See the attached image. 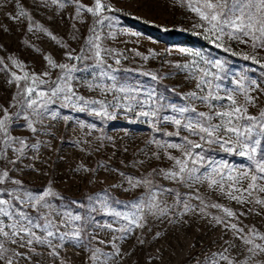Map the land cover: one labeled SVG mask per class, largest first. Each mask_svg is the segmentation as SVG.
I'll list each match as a JSON object with an SVG mask.
<instances>
[{
	"label": "rangeland",
	"instance_id": "374dc122",
	"mask_svg": "<svg viewBox=\"0 0 264 264\" xmlns=\"http://www.w3.org/2000/svg\"><path fill=\"white\" fill-rule=\"evenodd\" d=\"M16 3L17 0H0V61L3 62L0 64V105L9 108L10 103H16L13 97L18 91H22L18 89L16 82H10L13 73L19 76H23L24 72L34 74L45 81L37 90H49L62 75L59 68L50 67L45 60L44 57L49 56L56 64H74L80 69L73 73L75 78L71 82L76 95L88 100L104 101L111 114L110 117L97 116L91 111L73 109L56 101L49 108L57 114V119L45 120L43 127L37 125L40 129L38 135L27 130L23 118L16 121L11 132L13 137H26L29 143L39 140L42 145L39 153L29 151V159L18 165L19 171H12L10 175L21 180L24 186L38 188L34 193H42L51 180L57 195L50 198L53 207L50 218L61 232L66 230L62 226L65 212L81 215L82 220L76 223L83 225L82 239L79 242L66 241L57 250L58 255L55 257L50 255L51 249L46 245H36L34 253L27 248L9 245L16 251L31 256V259L18 260L17 264H61L62 261L64 264H208V258L213 255L218 257L221 253L234 261L264 264V253L250 259L243 240L237 238L238 234H234L223 222L227 220L228 224H237L245 234L250 228L264 234V207L250 202L238 203L218 187L210 188L207 182L189 186L166 179L162 174L156 175L153 170L173 168L174 160L168 159L169 155L182 158L180 150L158 147V144H179L182 138L199 142V137L190 135L186 130H178L167 121L156 122L155 128L158 130L154 131L153 123L138 115L141 110L148 111L151 102L146 103L143 109L137 103L147 101V94L154 91L157 103L165 106L159 112L160 116L174 115L168 105L195 107L197 113L221 110L219 107L210 110L207 104L190 95L207 94L209 88L207 85L198 88V80L205 71L216 74L217 70L209 62L220 60L224 64V71L219 73L222 79L213 80L212 76L203 78L213 86L220 85L218 94L221 97H224V89L233 87L232 81L238 78L236 74L240 72L257 80L260 88L249 93L256 98V104L249 105L248 112L258 116L264 110V67L260 66L264 63V49L254 50L251 42L241 43L226 36L223 44L229 50L217 47L211 40L204 38L203 27H196L202 22L187 6L186 0H107L114 11L141 21L148 30L137 29L110 14L111 12L105 13L110 20L97 24L96 18L87 12L76 17L74 4H66L61 8L52 5L50 0L47 5L41 3V0H19L33 22L34 28L30 32L27 18L13 19L17 12ZM80 3L87 7L93 4V0H80ZM35 25L52 35L35 30ZM93 27L101 37L98 43L101 45L105 67L115 69L111 73L116 78L114 81H102L104 90L90 86L96 82L94 74L97 71L91 67L95 64V59L86 48V42L92 37L90 29ZM150 28L152 32L149 31ZM52 36L56 39H52ZM186 38L199 42H182ZM82 49L85 50L82 52ZM68 52L73 56L83 55L86 59L69 61L66 55ZM192 52H199L201 56H192ZM245 55H256L260 63L243 59ZM12 58L23 65L22 70L12 65ZM116 60L120 63L117 64ZM44 73L48 75L45 76ZM152 75H157L160 79L154 81L151 79ZM156 81L165 84L174 96L166 98L157 93L154 89ZM121 86L135 91L121 92L118 90ZM132 96L136 99H132ZM236 99L238 103H243V96L237 95ZM212 103L227 106L228 101L224 98ZM128 104L134 110L127 109L125 105ZM9 111L15 113L17 108H9ZM218 122V119H213V123ZM177 131L179 136L165 135ZM203 149L209 159L222 160L236 168L249 164L246 157L226 153L214 144H205ZM195 151L200 152L201 149ZM9 155L11 156V152ZM33 155L38 158L31 159ZM25 164L34 167L25 168ZM101 164L105 167H100ZM80 165L98 171L93 175L91 171H83ZM5 166L13 167L6 165V161H0V168ZM200 171L203 172L204 169L201 168ZM120 173L135 178L148 177L159 188L169 190L157 197L162 207H168L167 215H147L145 227L134 229L123 240L119 239L122 234L114 229L126 221L117 220L100 210V202L96 201L93 205L89 199L97 196L103 198L107 191L112 210L130 211L123 206L146 195L148 189L143 185L129 189ZM225 183L227 190V181ZM247 183L246 180L242 181L239 187L247 188ZM0 187L11 188L13 185ZM177 193L184 198L199 196L206 203L218 204L235 215L228 218L221 209L212 207L205 208L204 213H201V202L195 198L188 200L193 211L181 214L183 205L176 203ZM257 195L264 199V193ZM248 199L251 200V197ZM114 201L119 203H113ZM93 206L96 211H92ZM26 210L33 216L37 215L30 207ZM57 211L60 215H56ZM214 217H220L222 222L217 223ZM109 224L112 225L111 229ZM256 243L264 241L256 240ZM113 245L119 248L118 255L115 254ZM89 249H99L95 261L89 258L92 255ZM219 264L226 262L219 261Z\"/></svg>",
	"mask_w": 264,
	"mask_h": 264
},
{
	"label": "snow or ice",
	"instance_id": "6c2138e0",
	"mask_svg": "<svg viewBox=\"0 0 264 264\" xmlns=\"http://www.w3.org/2000/svg\"><path fill=\"white\" fill-rule=\"evenodd\" d=\"M187 6L197 14L202 24L196 27H203V35L205 39L211 40L217 47L224 48L223 39L228 37L231 40H238L241 43L251 42L252 48L264 49V0H186ZM41 3L47 5L49 0H41ZM52 5H58L63 8L66 4H74L76 17L81 13L87 12L93 18H96L97 24H102L104 20L111 18L106 16V12H112L114 9L107 3V0H93L91 6H85L80 3V0H50ZM17 12L13 19L27 18L28 31H33V22L28 12L20 5L19 0L16 3ZM74 17V18H76ZM35 30L43 31L47 35L46 29L35 25ZM92 37L86 42V48L92 53V58L95 59V64L91 67L97 71L94 74L95 83L90 86L104 90V79L115 80V76L111 73L115 69L105 67L104 57L101 51V45L98 41L101 39L95 27L90 29ZM247 38V39H245ZM52 39H56L52 36ZM85 49H82L83 52ZM225 51L229 49L224 48ZM107 52L108 50H104ZM192 56L199 57L201 53L192 52ZM67 59L69 61L86 59L85 56H73L68 52ZM50 67L59 68L62 75L57 78V81L49 88L47 92L38 91L39 86L45 81L41 80L36 75H29L24 72L23 76L13 73L12 81L16 82L18 89L17 95L13 97L16 103H10L9 108H17L15 113L9 111L0 105V161H6V165H12L0 168V185L11 184L13 187H0V262L2 264H17L20 259H31V256L16 251L9 245H16V248H27L29 252L34 253L35 246H47L51 249L50 255L57 256L58 249L62 248L66 241L79 242L82 239L83 225L78 224L82 220L81 215H73L71 212H65L62 219V226L66 228L61 232L57 224L51 219L53 211L50 198L56 196L52 187V181L48 184L42 193H34L28 190L19 179H15L10 175L12 171H19V164H23L24 160L29 159V151L39 153L42 142L37 140L36 143H29L26 137H13L11 132L17 120L23 118L26 128L33 134H39L40 129L37 125L43 127V122L47 119H57V114L50 111L49 106L56 101H61L63 106L79 109L81 111L88 110L97 116L110 117L108 107L104 101L88 100L76 95L71 86L72 80L75 78L73 73L80 71L74 64L67 63L56 64L49 56L44 57ZM245 60H251L253 63H260L256 55H245ZM117 64L119 60L115 61ZM3 62L0 61V64ZM12 65L22 70L21 65L16 59H11ZM210 66L217 70L216 74L207 71L202 73L201 79L198 80L197 87L201 88L207 85L209 91L206 95L197 96L196 93L190 94L192 98L199 99L207 104L211 109L219 107L221 110L210 111L209 113H197L195 107L186 105L174 106L168 105L172 109L174 115L160 116L159 112L165 106L157 103L155 92L147 94V101H137L141 109L149 101V110H141L138 115L148 118L154 126L156 122H170L178 130L183 129L192 136L199 137V142L187 138H182L179 144L167 143L158 144V147L175 148L182 152V158H175L171 155L168 159L174 160V165L171 170H153L156 175L162 174L166 179L177 183L188 184L191 186L194 183L207 182L210 188L218 187L221 192H225L229 198L236 200L238 203L250 202L264 207V199H261L258 193H264V110L259 112L258 116L249 114L248 106H255L256 98L251 96V91H256L260 88L257 80L250 78L246 73L240 72L236 74L237 79L232 81L233 87L224 89V97L218 93L220 85L213 86L210 81L203 77L212 76L213 80H221L220 72L224 71V64L220 60L210 61ZM264 67V63L260 64ZM87 70V69H85ZM43 75L47 76L48 73ZM224 78H227L225 76ZM152 80H158L157 75L151 76ZM23 81V84L20 82ZM115 86V85H114ZM119 91L131 93L134 89L121 86ZM237 95L243 96V103L237 102ZM136 99L135 96L131 97ZM226 98L227 106L223 104H213L212 101H220ZM129 110H134L131 104L125 105ZM213 119H218V123H213ZM167 136L177 135L180 133H165ZM217 145L224 152L229 154H237L241 157H246L249 164L243 168L230 166L225 161H217L209 159L204 154L203 145ZM201 149L200 152L195 151ZM11 152V156L9 155ZM37 155H33L31 159H37ZM158 158V157H157ZM25 168H32L34 165L25 164ZM83 171H91L93 175L98 169H87L83 165L79 166ZM100 167H105L100 165ZM204 171L201 172L200 169ZM37 171H39L37 169ZM109 171H116L109 169ZM123 179L127 182L129 189L140 186L147 187V194L134 202L124 205L125 209L130 211H114L109 205L107 191L104 197H90V201L95 205L96 201L100 202V210L106 211L108 214L117 218V220L126 221L119 228L114 229L122 235L119 239L123 240L131 234L134 229H142L145 227V218L151 214L153 216H166L168 207L161 206V201L158 196L163 195L168 189L159 188L148 177L135 178L127 176L125 173H120ZM247 181V188L241 189L239 185L242 181ZM227 181V190L226 183ZM122 186V185H121ZM115 187V185L113 186ZM128 190V189H125ZM245 193L247 196H245ZM176 203L183 205V213L193 211V207L188 203L189 199H199L202 207L199 211L204 213L205 208L212 207L221 209L226 217L231 218L235 214L227 209L221 208L220 205L206 203L203 198L196 197H181L176 194ZM251 197V200L248 198ZM113 203H119L114 201ZM33 209L37 215H31L26 209ZM47 210V211H44ZM97 209L93 206L92 211ZM258 214V213H257ZM56 215H60L57 211ZM217 223H221L220 217H214ZM225 226L238 234L237 238L242 239L247 246L249 258H254L260 253H264V243H256V240L264 241V234L259 233L254 228H250L245 234L242 228L237 224H228L227 220L223 221ZM108 227L111 229L112 225ZM39 232V234H38ZM55 242V243H54ZM143 243V241H140ZM104 243V241H100ZM115 254H119V248L115 247ZM92 255L89 257L92 261L97 259L99 249H89ZM227 251V250H226ZM219 261H224L226 264H247V261H234L227 255L220 254L218 257L213 255L208 258V264H219ZM61 264H64L62 261Z\"/></svg>",
	"mask_w": 264,
	"mask_h": 264
},
{
	"label": "trees",
	"instance_id": "16d2710c",
	"mask_svg": "<svg viewBox=\"0 0 264 264\" xmlns=\"http://www.w3.org/2000/svg\"><path fill=\"white\" fill-rule=\"evenodd\" d=\"M110 14L118 17L119 19L123 20L124 22L128 23L129 25H131L137 29H141V30H148L149 29L141 21L133 19V18L129 17L128 15L122 13V12L112 11ZM149 31L152 32L153 30H151V28H150ZM182 42L198 44L199 41H197V40L194 41V39L186 38ZM20 83L23 84V81H21ZM154 89L156 90L157 93L162 94L166 98H171L174 96L168 91L167 86L165 84L160 83L158 81H156V83H154ZM19 90H22V89H19ZM25 187L30 191H35V192L38 191V188H35V187H31V186H25Z\"/></svg>",
	"mask_w": 264,
	"mask_h": 264
}]
</instances>
